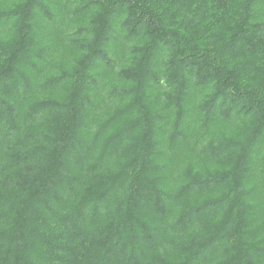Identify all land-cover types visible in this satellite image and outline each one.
<instances>
[{"label":"trees","instance_id":"obj_1","mask_svg":"<svg viewBox=\"0 0 264 264\" xmlns=\"http://www.w3.org/2000/svg\"><path fill=\"white\" fill-rule=\"evenodd\" d=\"M0 264H264V0H0Z\"/></svg>","mask_w":264,"mask_h":264}]
</instances>
